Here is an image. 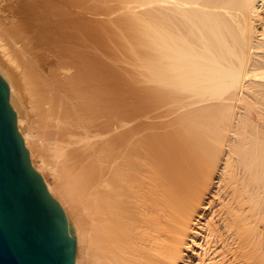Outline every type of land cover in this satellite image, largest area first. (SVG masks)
Instances as JSON below:
<instances>
[{
    "label": "bare ground",
    "instance_id": "bare-ground-1",
    "mask_svg": "<svg viewBox=\"0 0 264 264\" xmlns=\"http://www.w3.org/2000/svg\"><path fill=\"white\" fill-rule=\"evenodd\" d=\"M0 77L74 264H264V0H0Z\"/></svg>",
    "mask_w": 264,
    "mask_h": 264
},
{
    "label": "water",
    "instance_id": "water-1",
    "mask_svg": "<svg viewBox=\"0 0 264 264\" xmlns=\"http://www.w3.org/2000/svg\"><path fill=\"white\" fill-rule=\"evenodd\" d=\"M74 233L16 128L0 77V264H74Z\"/></svg>",
    "mask_w": 264,
    "mask_h": 264
},
{
    "label": "rangeland",
    "instance_id": "rangeland-1",
    "mask_svg": "<svg viewBox=\"0 0 264 264\" xmlns=\"http://www.w3.org/2000/svg\"><path fill=\"white\" fill-rule=\"evenodd\" d=\"M114 3H115V2L113 1V5H114L113 7H114V9L116 10V9H117V8H116L117 6L115 5L116 3H115V4H114ZM114 9H113V12H114ZM116 12L119 13L117 10H116ZM117 13L114 14L115 17L113 16V17H114L113 20H116V21H117V18H116V17L119 16V15H116ZM115 18H116V19H115ZM118 18H119V17H118ZM116 21H114V22H116ZM115 24H116V23H113V25H115ZM113 27H114V26H113Z\"/></svg>",
    "mask_w": 264,
    "mask_h": 264
}]
</instances>
